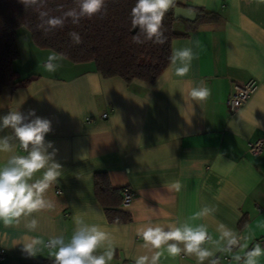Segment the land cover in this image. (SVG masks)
I'll use <instances>...</instances> for the list:
<instances>
[{
    "label": "crops",
    "instance_id": "0c3cea01",
    "mask_svg": "<svg viewBox=\"0 0 264 264\" xmlns=\"http://www.w3.org/2000/svg\"><path fill=\"white\" fill-rule=\"evenodd\" d=\"M174 4L203 8L218 17L171 41V55L184 48L193 52L187 75H176L179 63L169 62L152 83L103 77L91 61L72 63L62 58L55 72L47 71L46 49L38 48L25 29L16 34L19 55L13 66L18 79L31 80L1 90L0 116L35 110L51 120L52 131L45 140L53 143L61 174L44 193L48 207L22 216L18 224L5 226L0 221L4 253L0 264H36L54 258V250L47 247L49 239L57 235L70 239L77 216L106 232L107 240L96 254L111 250L108 264H135L137 257L160 251L145 247L137 234L149 224H206L209 235L218 240L216 228L222 223L248 237L242 241L246 249L216 251L213 258L219 264H237L233 256H244L256 243L264 248V149L252 155L247 148L248 142L264 138V2L175 0ZM174 26L183 31L187 23L178 20ZM251 78L258 81V88L230 115L226 99L232 84ZM200 81L210 94L193 100L189 92ZM103 113L106 118H100ZM11 134L10 128L0 130V136ZM11 142V152H0V165L13 154L27 155L18 141ZM97 171L106 173L112 189L133 191L128 206L120 202L130 220H107L94 193ZM42 174L43 170L36 173L33 182ZM177 181L179 191L173 188ZM205 206L215 211L194 219ZM31 219L38 221L35 231L25 226ZM31 239L41 241L34 256L23 250ZM205 247L214 245L209 242ZM158 264H197V260L163 251ZM258 264H264V255Z\"/></svg>",
    "mask_w": 264,
    "mask_h": 264
},
{
    "label": "clouds",
    "instance_id": "9594fccd",
    "mask_svg": "<svg viewBox=\"0 0 264 264\" xmlns=\"http://www.w3.org/2000/svg\"><path fill=\"white\" fill-rule=\"evenodd\" d=\"M24 4L34 5L37 0H22ZM74 7L63 10L64 6L59 5V16L49 15V11L39 13L40 23L37 25L45 33L55 29H63L67 22L78 25L82 18L91 19L94 16H103L107 12L106 0H73ZM264 2V0H261ZM175 0H136L131 9V23L139 31L132 37L133 43L143 44L146 41L163 43L164 33L162 21L165 13L174 5ZM41 6L46 0H40ZM68 36L74 45L83 42L82 36L76 31H70ZM143 37V38H142ZM63 54L50 55L44 65L45 69L55 72L59 67V61ZM194 58L190 48L175 50L170 56L172 65L180 66L175 68V74L185 76L189 72L191 61ZM209 90L204 81L192 87L189 95L193 100H204L209 95ZM10 128L11 135L0 136V152H11L14 138L19 142L20 147L27 155L13 154L6 163L0 165V221L5 226L13 222L19 223L20 218L28 217L33 212L49 206L44 198L46 190L60 177L61 165L54 159L55 149L53 143L46 142L45 137L52 131L51 120L38 116L35 110H29L27 114L20 111H9L6 115L0 116V130ZM49 149H53L51 152ZM43 170L42 177L33 182L36 173ZM173 188L179 191L181 184L177 181ZM214 208L205 206L194 214L195 218H202L212 214ZM76 228L70 239L64 235L53 236L49 239L47 247L54 250L53 264H108L113 252L108 250L97 255V249L107 240V234L97 225H89L77 216L74 218ZM38 221L31 219L26 223V228L35 231ZM216 231L219 239L213 240L208 232V225H192L188 222L182 224L146 225L137 230V234L143 239L144 246L155 251L149 257L142 255L137 257L135 264H158L163 251L171 256L181 253L192 255L196 258L197 264H219L215 257L216 251L230 253L234 248L246 249L248 237L239 235L226 225L220 223ZM211 242L214 248L205 247ZM39 240L31 239L23 245V250L30 256L36 254V245ZM223 244L222 247H219ZM264 255V248L256 243L247 250L244 256L235 255L233 259L237 264H258V258Z\"/></svg>",
    "mask_w": 264,
    "mask_h": 264
},
{
    "label": "trees",
    "instance_id": "16d2710c",
    "mask_svg": "<svg viewBox=\"0 0 264 264\" xmlns=\"http://www.w3.org/2000/svg\"><path fill=\"white\" fill-rule=\"evenodd\" d=\"M135 3L136 0H106L105 15L91 19L82 18L78 25L69 21L63 29L45 33L37 27L40 23L39 13L49 11V15L59 16L61 12L57 10L58 6L63 5V10H67L75 6L73 0H46L43 6L40 0L34 5L24 4L22 0H0V93L6 86L15 88L31 80L18 79L13 67L19 55L16 33L20 28L28 32L38 48L58 55L63 54V58L72 63L91 61L103 77L117 76L126 82L138 79L152 83L170 62L171 41L185 36L188 31L203 24L213 22L218 17L215 12L192 8L197 14L196 19L184 20L187 23L186 29L177 30L174 24L178 19L173 17V7L179 5L174 4L165 13L162 21L164 42L161 44L146 41L136 44L132 37L139 29L133 27L130 16ZM70 31L80 33L83 42L74 45L68 36ZM121 191L110 187L105 172L94 173V193L109 222L130 220L129 213L120 206ZM53 259L44 258L36 264H53Z\"/></svg>",
    "mask_w": 264,
    "mask_h": 264
},
{
    "label": "built area",
    "instance_id": "2783aa9c",
    "mask_svg": "<svg viewBox=\"0 0 264 264\" xmlns=\"http://www.w3.org/2000/svg\"><path fill=\"white\" fill-rule=\"evenodd\" d=\"M258 88V81L254 78L248 79L245 82H235L232 84V89L226 99V108L230 115L235 114L249 99V97ZM107 113H103L100 118H106ZM89 122L90 120H86ZM248 152L252 155H258L264 149V138H259L255 141L248 142ZM134 193L131 189L125 187L122 189L121 206L126 207L130 204ZM3 251H0V260L3 258Z\"/></svg>",
    "mask_w": 264,
    "mask_h": 264
},
{
    "label": "water",
    "instance_id": "95a60500",
    "mask_svg": "<svg viewBox=\"0 0 264 264\" xmlns=\"http://www.w3.org/2000/svg\"><path fill=\"white\" fill-rule=\"evenodd\" d=\"M173 17L176 20L194 21L197 14L192 8L179 5L173 7Z\"/></svg>",
    "mask_w": 264,
    "mask_h": 264
},
{
    "label": "rangeland",
    "instance_id": "374dc122",
    "mask_svg": "<svg viewBox=\"0 0 264 264\" xmlns=\"http://www.w3.org/2000/svg\"><path fill=\"white\" fill-rule=\"evenodd\" d=\"M20 29H24V28H20ZM20 29H18L17 30V36H18V32L20 31ZM47 52H45L43 55V60H45V61H47V59H48V57L50 56V55H57V54H55L54 52H52V51H50V50H46ZM50 53H52V54H50ZM54 53V54H53ZM42 60V61H43ZM14 68H15V66H13Z\"/></svg>",
    "mask_w": 264,
    "mask_h": 264
}]
</instances>
